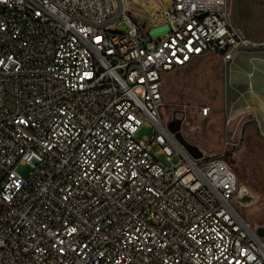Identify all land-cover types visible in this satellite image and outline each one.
I'll return each instance as SVG.
<instances>
[{
	"label": "built area",
	"instance_id": "obj_1",
	"mask_svg": "<svg viewBox=\"0 0 264 264\" xmlns=\"http://www.w3.org/2000/svg\"><path fill=\"white\" fill-rule=\"evenodd\" d=\"M232 1L172 0L160 38L118 0H0V264H264L227 150L194 159L160 113L168 73L260 45Z\"/></svg>",
	"mask_w": 264,
	"mask_h": 264
},
{
	"label": "rangeland",
	"instance_id": "obj_2",
	"mask_svg": "<svg viewBox=\"0 0 264 264\" xmlns=\"http://www.w3.org/2000/svg\"><path fill=\"white\" fill-rule=\"evenodd\" d=\"M118 1L121 7L131 4L133 7L129 10L134 14L137 11L146 14V20L138 18L147 30L154 36L165 37L163 31L171 25L166 23L164 11L172 9V0H124L125 4ZM118 32L126 34L128 29L118 28ZM242 51L246 58H241V66L251 77L245 72L240 81L245 85L262 83L264 46H249L239 50ZM233 63L225 65L219 56L210 55L196 60L188 68L168 73L163 85L161 119L165 126L175 117L182 119L184 139L198 146L207 159L217 158L227 150L226 159L231 163L240 187L245 186L258 195L256 202L239 205L240 211L247 220L261 225L264 223V116L258 112L256 118H242L245 113L255 111L253 106L234 98L237 92L232 82ZM205 108L209 109L206 115ZM154 134V125L147 121L137 137L153 139ZM227 141L232 144L226 148ZM158 149L155 146L153 153L156 154ZM158 159L168 167L179 162L177 157L169 161L165 155H158ZM30 172L29 166L18 168L24 178Z\"/></svg>",
	"mask_w": 264,
	"mask_h": 264
},
{
	"label": "crops",
	"instance_id": "obj_3",
	"mask_svg": "<svg viewBox=\"0 0 264 264\" xmlns=\"http://www.w3.org/2000/svg\"><path fill=\"white\" fill-rule=\"evenodd\" d=\"M234 2L230 6L231 20L234 26L240 30L241 35L245 37V35L241 31L237 23V18H236L235 11H234ZM124 4H125V1H124ZM252 4H253V9L255 12L256 19L253 21L244 23V27L246 29L248 36L251 39L255 41H262L264 40V0H253ZM131 6H132L131 4H128V7H131ZM135 16L137 19L144 18L145 20L148 17L146 14L140 11H137ZM251 42L264 46V41L263 42L251 41ZM243 54H245V51L239 52L238 50L235 53V59L233 61L234 63L232 62L233 63L232 65L233 89L237 92V95L234 98L236 101H242L244 104H247L250 107L251 106L254 107V111H255L254 113L253 111H250L247 113H251V114L247 115V113H245V115L253 116V118H256L258 112H260V114L264 116V78L262 79V83H256V84L250 83L249 85H245L240 81L243 74L246 72L241 66V58H244V57L246 58V56H242ZM247 74L249 75V77H251L249 73ZM262 76H264V72ZM243 116L244 115H242V118Z\"/></svg>",
	"mask_w": 264,
	"mask_h": 264
},
{
	"label": "water",
	"instance_id": "obj_4",
	"mask_svg": "<svg viewBox=\"0 0 264 264\" xmlns=\"http://www.w3.org/2000/svg\"><path fill=\"white\" fill-rule=\"evenodd\" d=\"M252 1L253 0H235V2H234V11H235V15H236V18H237V23L239 25V28L241 29V31L243 32V34L245 35V37L247 39H249L251 41H254V42H263L264 40L255 41V40L251 39L248 36V34L246 32V29L244 27V23L250 22V21H253V20L256 19ZM120 11H121V7H120ZM75 18H77V17H75ZM68 24H67V27H68ZM67 27H66V29H67ZM182 125H183V120L182 119L174 118L172 121H170V122H168L166 124V127H167L169 132L174 134V136L177 139V141L189 152V154L194 159H202L204 157V153L199 149V147L189 143L188 141H186L184 139V137L182 135ZM243 188H247V187L241 186L240 189H239V193L235 197L234 200H235V202L238 205L247 206V205H245L246 203H244L243 200L240 199V191ZM251 194L253 195V197L255 199V201L252 202V203H254V202H256L258 195L255 194V193H251ZM256 232H257V234L260 237L264 238V227H257L256 228Z\"/></svg>",
	"mask_w": 264,
	"mask_h": 264
},
{
	"label": "flooded vegetation",
	"instance_id": "obj_5",
	"mask_svg": "<svg viewBox=\"0 0 264 264\" xmlns=\"http://www.w3.org/2000/svg\"><path fill=\"white\" fill-rule=\"evenodd\" d=\"M234 2V0L232 1V3ZM231 14V13H230ZM240 199L243 200L244 203H246L245 205H250L253 201H255L253 195L248 191L247 188H243L240 191ZM264 226V223L261 224Z\"/></svg>",
	"mask_w": 264,
	"mask_h": 264
}]
</instances>
